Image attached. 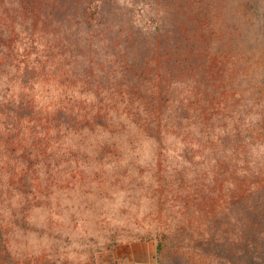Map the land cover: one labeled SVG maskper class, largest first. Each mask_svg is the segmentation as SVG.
<instances>
[{
    "label": "trees",
    "instance_id": "trees-1",
    "mask_svg": "<svg viewBox=\"0 0 264 264\" xmlns=\"http://www.w3.org/2000/svg\"><path fill=\"white\" fill-rule=\"evenodd\" d=\"M39 1L30 0V12ZM42 2L44 34L53 38L37 47L23 73H18L20 64L14 66L16 77L27 85L61 70L74 86L101 99L103 109L114 110L115 97L126 100L135 111L133 119L155 138L159 151L175 154L163 180L176 196L180 190L190 193L173 205L175 215L157 233L160 264H264V171L251 152L238 151L248 145L247 138H240L238 123L250 109L249 102L241 108L234 102L244 99L236 89L238 81H246L238 70L249 59L240 46H250L252 20L246 15L257 11L259 3ZM14 53L20 56L17 47L0 43L2 72ZM17 102L0 94V126L9 132L35 111L33 103ZM203 139L209 149L205 154L199 152ZM202 182L208 183L204 191L199 189ZM0 264H16L1 223Z\"/></svg>",
    "mask_w": 264,
    "mask_h": 264
},
{
    "label": "rangeland",
    "instance_id": "rangeland-1",
    "mask_svg": "<svg viewBox=\"0 0 264 264\" xmlns=\"http://www.w3.org/2000/svg\"><path fill=\"white\" fill-rule=\"evenodd\" d=\"M42 1L49 0L30 12V0H0V43L20 54L0 69V94L33 103L35 110L10 126L12 132L0 126V223L10 251L16 264H160L157 233L175 215L173 205L190 193L176 196L163 180L175 154L159 151L126 100L115 97V109H103L101 99L61 70L27 85L16 77L14 66L23 73L37 47L53 38L44 34ZM256 1L258 10L246 15L250 46L240 45L249 58L238 70L246 78L236 89L244 99L234 102H249L250 109L238 123L248 145L238 151L251 152L250 163L264 171V0ZM100 117L106 125L97 122ZM204 144L202 154L209 152Z\"/></svg>",
    "mask_w": 264,
    "mask_h": 264
}]
</instances>
